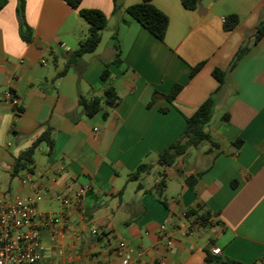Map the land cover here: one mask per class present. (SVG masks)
<instances>
[{
    "label": "crops",
    "instance_id": "0c3cea01",
    "mask_svg": "<svg viewBox=\"0 0 264 264\" xmlns=\"http://www.w3.org/2000/svg\"><path fill=\"white\" fill-rule=\"evenodd\" d=\"M140 1L123 0L115 12L113 0H83L81 8L107 15L109 37L99 49L102 34L95 52L56 78L88 36V23L63 0H25L33 31L26 43L19 0H7L0 10V199L40 193L41 213L66 217L54 236L41 228L46 264H121V246L131 249L139 264H202L214 248L221 249L220 256L264 264V36L216 94L206 130L221 149L204 143L165 169L166 205L152 191L162 177L159 154L183 135L187 118L218 90L213 70H227L239 48L252 41L264 19V0H201L195 11L186 10L181 0H153L169 16L164 41L127 13ZM230 14L240 17L233 31L224 28ZM114 35L122 63L110 65L105 82L106 63L116 54ZM177 84L183 88L169 101L166 95ZM109 85L121 103L105 108L107 118L105 110L88 116L80 99L103 98ZM7 89L19 97L18 109L2 100ZM47 125L53 149L42 144L33 172L13 177L16 157ZM239 140L243 143L237 146ZM142 163L155 166L138 190L139 181L128 177ZM190 177H197L193 187ZM190 211L210 212L222 225L194 223Z\"/></svg>",
    "mask_w": 264,
    "mask_h": 264
},
{
    "label": "trees",
    "instance_id": "16d2710c",
    "mask_svg": "<svg viewBox=\"0 0 264 264\" xmlns=\"http://www.w3.org/2000/svg\"><path fill=\"white\" fill-rule=\"evenodd\" d=\"M67 5L72 9L77 10L80 16L88 23L89 25V34L88 36L81 40L79 47L69 56L66 61L65 67L60 71L56 78L64 76L70 67L77 63L85 54L93 53L97 50L99 45L102 42V34L105 28L108 25L107 15L98 9H83L81 4L83 0H63ZM114 1V11H118L122 7L123 0H113ZM201 0H181L183 7L189 11H195L198 9ZM7 4V0H0V10ZM127 13L137 20L142 26H144L151 34L161 41L165 40L168 28H169V16L160 10L154 3L153 0H141L138 3L130 5L126 9ZM17 15L20 21L21 27V37L26 43H30L33 38V31L28 25L25 17V0H19L17 7ZM240 23V17L237 14H230L225 17L224 28L227 31H233L237 28ZM264 36V19L261 20L256 27L254 37L252 41H246L236 52L235 56L232 59V62L227 70L221 68H215L213 70V76L219 82L218 90L212 93L194 112V114L187 118V127L183 135L173 142L167 149H165L158 156V165L163 168L162 177L158 184H156L152 191L155 193L157 198L163 203L167 204L165 198V189L167 186V179L165 174V169L173 166L177 160L185 155L191 148H197L204 143H210L214 149L220 150L221 145L216 141L206 128L213 118V113L216 105V94L220 91L226 82L229 73L245 58L253 44H256ZM114 39H117V36L114 35ZM115 59L112 62L106 63V68L102 74V80L108 82L111 71L109 69L111 64L120 65L121 61V48L117 40L115 43ZM204 63H199L193 67L191 72V78H193L203 67ZM182 85H175L171 92L166 95L169 101L175 100L176 96L182 90ZM158 93H155L157 95ZM122 99L118 95L114 86L109 85L105 89L103 98H94L91 100L81 98L80 104L84 109V112L88 116H93L101 111L107 109H114L120 103ZM21 111V109H20ZM104 117L107 118L109 113L107 110L103 113ZM225 121H228V116L224 118ZM47 144L50 148V151L54 146V139L52 137V128L47 125L45 131L32 143V145L21 152L15 159L14 168L12 171V176H19L24 171L33 172L35 165V153L37 149L42 144ZM243 143L242 140H239L236 144L237 146ZM152 163H142L140 164L136 171L131 173L128 177L129 181H139L138 190L143 188L140 183L141 178L145 174L152 172L154 168ZM197 182V177H190L187 179V183L193 187ZM196 215L194 220L197 222H209L213 214L210 212H205L200 214L198 211H190L187 213L189 218H192ZM202 264H246L242 261L232 259L229 257H224L220 255H214L212 252L207 251V256ZM254 264V263H253Z\"/></svg>",
    "mask_w": 264,
    "mask_h": 264
},
{
    "label": "built area",
    "instance_id": "2783aa9c",
    "mask_svg": "<svg viewBox=\"0 0 264 264\" xmlns=\"http://www.w3.org/2000/svg\"><path fill=\"white\" fill-rule=\"evenodd\" d=\"M66 50L69 51V48ZM2 100L19 108V97L12 89L3 93ZM42 199L40 193L11 200L0 199V264H46L48 249L41 240V228H46L54 236L68 220L64 216L41 213L38 204ZM209 222L222 225L217 216H212ZM160 229L166 243L170 244L171 237L166 234V224L161 225ZM221 252L220 248L212 250L214 255H220ZM117 254L121 264H139L133 261L132 250L128 247H119ZM156 264L166 263L160 260Z\"/></svg>",
    "mask_w": 264,
    "mask_h": 264
},
{
    "label": "rangeland",
    "instance_id": "374dc122",
    "mask_svg": "<svg viewBox=\"0 0 264 264\" xmlns=\"http://www.w3.org/2000/svg\"><path fill=\"white\" fill-rule=\"evenodd\" d=\"M103 37H104V40L102 42V44L100 45V48L99 49H102V47H104V44L105 42L107 41L108 37H109V30H104L103 31Z\"/></svg>",
    "mask_w": 264,
    "mask_h": 264
}]
</instances>
